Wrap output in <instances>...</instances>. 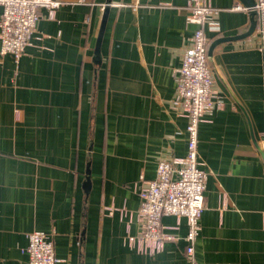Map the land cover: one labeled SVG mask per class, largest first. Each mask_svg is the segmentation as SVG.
Returning a JSON list of instances; mask_svg holds the SVG:
<instances>
[{"label":"crops","instance_id":"crops-1","mask_svg":"<svg viewBox=\"0 0 264 264\" xmlns=\"http://www.w3.org/2000/svg\"><path fill=\"white\" fill-rule=\"evenodd\" d=\"M60 1L55 20L41 11L19 61L0 54V264H28L32 232L54 242L59 264H189L187 220L163 217L173 239L151 254L138 212L158 164L188 152L175 98L198 28L186 22L190 0ZM208 1L221 30L207 31L209 48L249 29L239 0ZM255 32L209 56L223 106L198 133L210 172L198 264H264V44Z\"/></svg>","mask_w":264,"mask_h":264},{"label":"built area","instance_id":"built-area-1","mask_svg":"<svg viewBox=\"0 0 264 264\" xmlns=\"http://www.w3.org/2000/svg\"><path fill=\"white\" fill-rule=\"evenodd\" d=\"M61 7L60 0H0V54L11 55L19 61L36 32L41 11L55 20ZM234 10L256 12V34L264 44V0H255L250 9L242 4ZM187 24L198 26L192 45L185 51L177 80L175 104L187 118V155L173 161L158 164L155 179L145 182L140 192L141 205L138 212L143 230L139 240L149 253L154 254L173 239L163 229L165 216L185 218L188 223L186 257L189 264H198L194 244L200 233V219L206 206L205 192L210 172L200 166L198 133L204 117L223 103L215 100V79L209 66V43L207 31L220 34L219 10L208 0H190L186 7ZM19 118V114L17 116ZM264 150V140L261 142ZM26 254L28 264H59L54 242L41 232L27 235Z\"/></svg>","mask_w":264,"mask_h":264},{"label":"water","instance_id":"water-1","mask_svg":"<svg viewBox=\"0 0 264 264\" xmlns=\"http://www.w3.org/2000/svg\"><path fill=\"white\" fill-rule=\"evenodd\" d=\"M241 2V4L247 8H250L252 9L254 6H255V0H239ZM250 14V17H251V23H250V27L249 29L244 33V34H241L239 36H236V37H231V38H222V39H219L217 41H215L209 48L208 50V55L211 56L212 53H213V50L221 43L223 42H227V41H232V40H240V39H244V38H247L249 36H251L255 30H256V27H257V20H256V12L251 10V12L249 13ZM263 156H264V153H262Z\"/></svg>","mask_w":264,"mask_h":264}]
</instances>
